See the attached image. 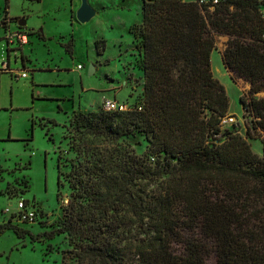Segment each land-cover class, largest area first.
<instances>
[{
	"label": "trees",
	"instance_id": "obj_1",
	"mask_svg": "<svg viewBox=\"0 0 264 264\" xmlns=\"http://www.w3.org/2000/svg\"><path fill=\"white\" fill-rule=\"evenodd\" d=\"M141 1V22L129 28L140 101L125 112L79 111L100 143L77 165L85 186L54 234L75 242L78 264H264V157L221 127L229 99L211 70L214 37L227 35L222 63L250 85L239 98L245 136L264 143V97L253 96L264 87V1ZM133 132L145 153L115 150ZM59 175L57 163L58 187ZM17 225L0 224V236L32 238Z\"/></svg>",
	"mask_w": 264,
	"mask_h": 264
},
{
	"label": "rangeland",
	"instance_id": "obj_2",
	"mask_svg": "<svg viewBox=\"0 0 264 264\" xmlns=\"http://www.w3.org/2000/svg\"><path fill=\"white\" fill-rule=\"evenodd\" d=\"M94 1L107 3L106 6L110 7L114 1L116 4L122 2ZM87 2L92 4L93 0ZM80 4L81 0H8L5 10V0H0V47H5L6 38L18 30L20 20L25 21L24 32H38L44 37L42 41L32 35L22 46L24 56L31 61L30 65L25 63V69L20 60V45L15 40L9 46L10 50H18L15 55L9 52L10 72H0V140H7L6 133L11 138V141H0V165L21 169L20 175L15 170H10L8 176L0 175V222L7 221L9 214L5 213L6 208L12 211L18 200L33 202L37 207L35 221L17 225L28 231L31 239L29 235L18 239L12 230L5 231L0 237V264H60L63 258L65 264H78L71 253L75 242H71L66 234L57 235L54 231L63 222V207L78 195V185L85 186L83 178L76 172L77 165H88L85 160L100 142L85 133V128L78 122L80 110L65 116V103L59 100L71 98L75 106L79 104L89 109L100 101L101 91L107 85L105 78L120 77L117 73L118 61H123L120 54L127 55L129 65L133 63L135 66L138 40L129 34L130 39L123 22L140 17L139 2L125 0L122 4L129 9L127 14L117 15L120 12H116L117 8L113 6L81 24L75 18ZM94 33L98 36L95 47L92 41ZM71 39L74 42L71 43ZM214 39L211 70L225 88L229 99L228 117L232 118L224 129L233 127L246 139L254 153L264 157L263 135L245 136L247 118L243 116L239 98L248 94L250 85L222 63V53L230 37L215 35ZM94 61H98L100 67L89 75L86 67ZM6 62L4 51L0 63ZM77 64H82L84 69L78 71ZM32 66L37 72H31ZM125 68L129 66L125 64ZM22 73L27 78L20 77ZM127 78L134 92L128 94L123 88L117 100L132 108L135 101H140L141 82L138 72L129 73ZM87 87L91 90L85 92ZM253 96L263 98L264 87ZM99 105L94 112L102 110ZM146 145L144 137L133 132L117 139L114 148L126 155H142ZM57 163L60 187L57 185ZM50 234L51 238L48 237ZM207 264H213L212 257Z\"/></svg>",
	"mask_w": 264,
	"mask_h": 264
},
{
	"label": "crops",
	"instance_id": "obj_3",
	"mask_svg": "<svg viewBox=\"0 0 264 264\" xmlns=\"http://www.w3.org/2000/svg\"><path fill=\"white\" fill-rule=\"evenodd\" d=\"M123 3H124V1L125 0H121ZM138 2H139V4H140V17H137V19L135 18H133L132 20H129V21H126V22H123V25H124V29H125V31H127V33H128V36L130 37V39H131V36L129 35V32H128V30H129V28H130V26H132V25H134V24H139L140 22H141V5H142V1L141 0H137ZM122 2H120V3H118V4H116L115 3V1L114 2H112L111 3V5H113L114 7H115V9L117 8V11L116 12H120V13H116L117 15L118 14H127V12H129V9H127L123 4H122ZM89 3V2H88ZM89 4H91V3H89ZM106 4L107 3H102V2H99V1H94L93 0V3L91 4L92 5V7L96 10V13H95V15L96 14H99V13H105L104 12V10L105 9H111L113 6H106ZM19 27H18V30H21V31H23L24 29V25H25V21H23V20H20L19 21ZM5 27H6V25H5ZM4 27V28H5ZM27 33H28V37H27V40L29 39V37H31L32 35H36L37 36V38L39 39V40H44V37H43V35H42V33H35V32H33V31H27ZM96 38H98V36L96 35V33H94V36H93V38H92V41H93V43H94V47H95V43H96ZM72 41H71V43L72 42H74L73 40L74 39H71ZM6 45H5V47H3V45H1V47H0V52H1V54H0V56L2 57L3 56V54H4V51L6 52V57H7V62L6 63H0V65H1V69L2 70H0V72H6V71H8V72H10V70H9V52H13V54L15 55V53L18 51V50H10V48H9V46H10V44H12L13 42L11 41V40H9L8 39V37L6 38ZM28 43V42H27ZM25 45V44H24ZM24 45H20L19 46V53H20V60H21V64H22V67H23V69H25L24 67H25V63L27 62L29 65L31 64V61L29 60V58L28 57H25L24 56V54H23V51H22V46H24ZM71 47H72V45H71ZM121 56H123V61L120 59L119 61H118V66H119V69H118V71H117V73H118V75H120V77L119 76H117L116 78H114V77H106L105 78V80H106V82H107V85H106V87H104L103 89H102V91H101V93H102V95H101V98H100V101L97 103V104H95L94 106H92V107H90L89 109H86V108H83L81 105H79V104H77V106H75V104H74V102H73V99H71V98H69V99H66V100H59L60 102H62V103H65V105H64V108H63V112H64V115L65 116H67V114H70V113H72L74 110H81V111H94V110H96V107L99 105V106H101V102L103 101V99H118L117 97H118V93L120 92V91H122V89L124 88L126 91H127V93L128 94H131L132 92H134V90H133V87L131 86V84L128 82V78H127V75L129 74V73H133V72H138V74H139V78H140V90H142V86H143V78H142V73L134 66V64L132 63L131 65H129V58L127 57V55H125V54H123V55H121L120 54V57ZM125 64L126 65H128L129 66V68H125ZM78 65H80L81 66V68L80 69H77V66ZM91 65H93V67H94V72H96V71H98V69H99V64H98V61H94ZM77 66H76V69L78 70V71H81V70H83L84 69V66L82 65V64H77ZM87 67H89V65L87 66ZM86 67V69H88ZM32 70H31V72H37L36 71V69H35V66H32ZM49 70V68H47V71ZM45 71V70H44ZM23 78H27V75L25 74V77H23ZM114 85H116V88L114 87ZM91 90V88H89V87H87V88H85L84 89V91L85 92H88V91H90ZM109 93H112L111 95L109 94ZM127 96V95H126ZM125 97V96H124ZM124 97H122V98H124ZM33 100V99H32ZM59 109H61V107L59 106L58 107ZM98 108V107H97ZM7 135H6V137H7V140H0L2 143L3 142H6V141H11V138H10V135H8V133H6ZM18 165V164H17ZM16 165V166H17ZM14 166H15V164H14ZM10 170H15V173L17 174V175H20V174H18L19 173V171L21 170V169H16V168H12V169H8V168H4L2 165H0V175L1 176H8V175H10V174H8L9 173V171ZM1 195V194H0ZM4 196H6V195H4ZM8 197V196H7ZM15 210V208L11 211V210H9L8 208H6V211H5V213H8L9 214V217H10V214L13 212ZM7 221H3V222H0V224H3V223H6V222H8V220H9V218L8 219H6ZM4 234V233H3ZM2 234V235H3ZM1 235V236H2ZM0 236V237H1Z\"/></svg>",
	"mask_w": 264,
	"mask_h": 264
},
{
	"label": "built area",
	"instance_id": "obj_4",
	"mask_svg": "<svg viewBox=\"0 0 264 264\" xmlns=\"http://www.w3.org/2000/svg\"><path fill=\"white\" fill-rule=\"evenodd\" d=\"M258 1L263 2L264 0H258ZM207 2H208L207 0H198L199 4H205ZM216 3H217L216 0L212 1V4H216ZM260 16L264 20V7L261 8L260 10ZM27 37H28L27 32L17 30L15 32L10 33L8 39L11 40L12 42L16 40V42L19 45H24L27 44L28 42ZM262 39H264V33L262 34ZM80 68L81 66L78 65L77 69ZM20 77L22 78L25 77V73H22ZM101 109L105 112H125L129 109V107L127 103H125L124 101H119L117 99H103V101L101 102ZM231 122H232V118L227 116L221 120L220 125L222 128H225ZM36 214H37V207L35 206V204H33V202L28 203L23 200H18L15 210L10 214L9 219H11L12 223L14 222L16 224L32 223L37 218Z\"/></svg>",
	"mask_w": 264,
	"mask_h": 264
},
{
	"label": "water",
	"instance_id": "obj_5",
	"mask_svg": "<svg viewBox=\"0 0 264 264\" xmlns=\"http://www.w3.org/2000/svg\"><path fill=\"white\" fill-rule=\"evenodd\" d=\"M95 16V10L89 5L87 0H81V4L75 13L78 23L84 24L89 22ZM94 71L93 65H89L88 74L92 75Z\"/></svg>",
	"mask_w": 264,
	"mask_h": 264
}]
</instances>
